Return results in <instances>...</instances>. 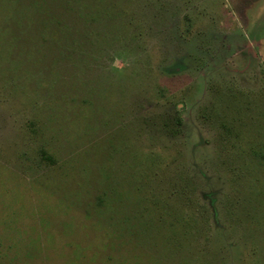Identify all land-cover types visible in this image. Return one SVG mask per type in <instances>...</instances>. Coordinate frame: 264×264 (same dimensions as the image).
<instances>
[{
	"label": "rangeland",
	"instance_id": "1",
	"mask_svg": "<svg viewBox=\"0 0 264 264\" xmlns=\"http://www.w3.org/2000/svg\"><path fill=\"white\" fill-rule=\"evenodd\" d=\"M0 264H264V0H0Z\"/></svg>",
	"mask_w": 264,
	"mask_h": 264
}]
</instances>
